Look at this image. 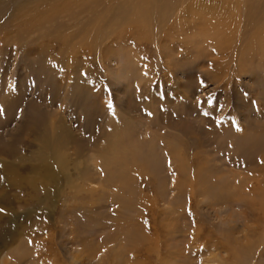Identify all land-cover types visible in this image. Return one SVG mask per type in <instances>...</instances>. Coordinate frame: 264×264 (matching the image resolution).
I'll list each match as a JSON object with an SVG mask.
<instances>
[{
	"label": "rangeland",
	"instance_id": "obj_1",
	"mask_svg": "<svg viewBox=\"0 0 264 264\" xmlns=\"http://www.w3.org/2000/svg\"><path fill=\"white\" fill-rule=\"evenodd\" d=\"M14 1L0 0V264H264V40L194 25L233 26L240 0H186L162 35L112 27L118 0H94L97 50L73 57L15 52L52 0H26V17Z\"/></svg>",
	"mask_w": 264,
	"mask_h": 264
},
{
	"label": "bare ground",
	"instance_id": "obj_2",
	"mask_svg": "<svg viewBox=\"0 0 264 264\" xmlns=\"http://www.w3.org/2000/svg\"><path fill=\"white\" fill-rule=\"evenodd\" d=\"M185 1L186 0H118V6L120 9L116 13L111 14V18L114 23L110 24L112 27L116 26L117 24H124L126 28H128V26H132V24H135L136 29H141L142 26H153L152 28H150V34L162 35L170 27H172L173 30L176 29V23L174 19L178 20L182 25H185L187 23V20L184 18L185 12L181 15L178 13L179 10L185 8ZM12 3H14L13 9L17 10V12H19L23 17H26V5H29L26 0H16ZM75 3L76 0H52V2L48 4L47 9L45 10V13L47 14L48 18L46 26L43 27V31L40 29V25L37 23L36 26H38L39 28L33 31V33H31L27 37V39L29 38L28 42L25 43L23 47L20 45L21 49L15 48V52L17 51L19 53L20 51L24 53L25 48L29 45L33 46L34 49L36 48L35 51H37L38 49L40 50V52L50 48L57 49L59 56H62V54H65L66 56L68 54V56L71 55V57H73L78 51H87L88 53H95V50L97 49L95 48L96 43L94 37H99L98 34H95L94 36L92 30V3L95 4V1L83 0L82 6L79 7V9L76 11L73 9V7L76 6ZM229 12L231 13L229 20L233 21V26H229L226 23L221 24L219 23V21L221 20H218L215 17L203 19L195 18L197 22L194 23V25H208L207 27L203 26V28L200 27L201 29H198V31H202L206 36L220 35L233 37L238 36L240 34L242 38L247 34L250 36H262V39L264 40V0H240L238 3L235 2L234 7H231L229 9ZM33 13L35 14V16L40 17L38 10H34ZM240 19H243V22L245 20V25L249 26L247 30L246 27H240ZM78 25H81V27L78 30H74V28H76V26L78 27ZM158 27L160 28L159 31ZM76 38L77 40L76 42H74V39ZM45 40L47 41L44 42ZM261 48H264V46H262ZM75 59L76 58H73L67 61H73L75 67L78 68L79 63L75 62ZM41 61L42 60H40V62ZM52 68L60 70L62 68L61 61L59 59L55 60L54 63H52ZM76 81L77 83L70 87L72 88V93L76 96L77 99L81 97V94L84 90V86H86V88L90 86L91 80L89 82V80L85 78L83 81H80L79 78ZM46 156L48 157L49 162L50 156ZM231 188L232 187H230V190ZM236 192H238V190ZM229 193L230 192H228L227 194ZM130 238L132 244H129L131 246L128 247L127 252H137L139 248L138 246H141L140 243L144 240L142 238V234L139 239L134 234H132ZM122 245H119L118 247L119 256H117V259H119V263L121 262V260L125 263H128L129 261H131V259H129V257L128 259H123L125 256L127 257V255L123 252ZM234 255L235 253L233 254L232 258H235L237 256L236 255L234 257Z\"/></svg>",
	"mask_w": 264,
	"mask_h": 264
},
{
	"label": "snow or ice",
	"instance_id": "obj_3",
	"mask_svg": "<svg viewBox=\"0 0 264 264\" xmlns=\"http://www.w3.org/2000/svg\"><path fill=\"white\" fill-rule=\"evenodd\" d=\"M4 210L3 209H0V212H3Z\"/></svg>",
	"mask_w": 264,
	"mask_h": 264
}]
</instances>
